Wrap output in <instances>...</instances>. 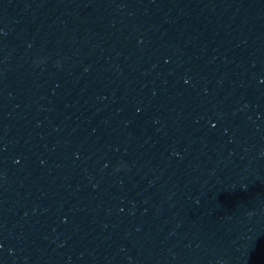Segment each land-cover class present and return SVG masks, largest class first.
Listing matches in <instances>:
<instances>
[{"label":"water","instance_id":"water-1","mask_svg":"<svg viewBox=\"0 0 264 264\" xmlns=\"http://www.w3.org/2000/svg\"><path fill=\"white\" fill-rule=\"evenodd\" d=\"M0 264H264V0H0Z\"/></svg>","mask_w":264,"mask_h":264}]
</instances>
